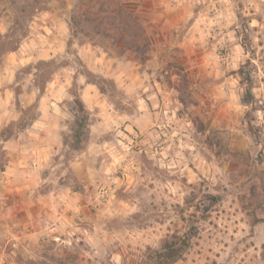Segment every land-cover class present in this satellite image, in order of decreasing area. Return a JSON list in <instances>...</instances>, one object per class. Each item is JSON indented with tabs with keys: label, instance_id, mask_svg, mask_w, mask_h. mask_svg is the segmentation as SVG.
<instances>
[{
	"label": "rangeland",
	"instance_id": "rangeland-1",
	"mask_svg": "<svg viewBox=\"0 0 264 264\" xmlns=\"http://www.w3.org/2000/svg\"><path fill=\"white\" fill-rule=\"evenodd\" d=\"M6 1L12 16L7 21L9 33L6 38L0 37V53L19 46L39 11H58L69 27V53L61 58L62 62L21 67L18 78L31 72L36 86L44 89L61 67L73 66L77 75L87 76L89 82L100 88L112 109L130 115L138 109L139 94L157 90L158 81L172 93L181 134L178 129H170L173 141L151 143L149 151L141 154L133 143L126 150L127 156L134 154L141 170L134 166L124 171L117 166L112 173H102L115 180L102 177L99 151L92 154L93 159L87 164L91 173L87 174L86 169L77 173L71 162L85 148L89 137L87 112L76 86L71 88V99L65 100V106L75 116L68 119L69 126L63 133L65 147L61 154L53 156L55 163L51 168H45L44 173L30 181L36 191L48 196L60 189H67L68 193L71 188L85 198L84 206L88 209L73 212L64 206L59 208L47 197V211L40 212V205L33 204L35 197L29 198L26 192L7 193L9 187H25L29 178L18 167L17 172L10 174L13 182L8 181L4 172L9 156L0 142V264H137L138 245L143 239L140 234L147 231L146 218L158 214L159 209L167 211L175 199H182L183 205L193 203L191 216L182 217V221L195 225L198 231L180 259L182 264H229L240 251H228L229 243L223 238L227 236L231 213L218 196L194 202V190H204L212 183L216 169L231 164L222 162L219 151L199 131L189 130L183 89L187 86L196 92L193 79L201 76L199 94L212 112L217 131L230 144L244 141L239 143L241 152H247L256 138L264 134V0H257L256 4L254 0ZM85 44L101 49L111 62L101 67L97 63H83L80 50ZM196 63H201L200 67L193 68ZM89 65L99 67L90 70ZM118 66L125 68L129 92L118 89L116 80L111 78ZM215 87L221 88L220 104L231 97L226 111L212 109L208 97ZM239 88L243 92L237 95ZM248 89L253 97L250 100ZM27 115L32 117V112ZM188 123L196 128L191 117ZM79 124L83 125L81 141L76 142ZM158 146L164 147L163 155L156 154ZM18 152L22 157V152ZM255 159H264V155L258 154ZM103 186H111L113 195L100 200L98 190ZM172 207L182 205L172 203ZM27 208L34 218L24 228L15 220H26ZM62 213L65 218L60 220ZM229 239L234 240L235 236ZM134 246L136 252L131 251ZM222 254H226L223 260ZM260 259L264 260V251Z\"/></svg>",
	"mask_w": 264,
	"mask_h": 264
},
{
	"label": "crops",
	"instance_id": "crops-1",
	"mask_svg": "<svg viewBox=\"0 0 264 264\" xmlns=\"http://www.w3.org/2000/svg\"><path fill=\"white\" fill-rule=\"evenodd\" d=\"M253 3L256 4L257 0ZM11 16V12L7 10V1L0 0V37L6 38L9 33L7 21H10ZM62 17L63 15H59L55 10L37 12L31 19L27 34L19 46L0 53V142L9 156V166L4 174L12 183L10 174L17 172L18 167H22L29 178L25 187H9L7 193L17 192L22 195L26 192L29 198L35 197L33 204L36 205L37 202V205H40L38 208L41 209L40 212L47 211V197L59 208L64 206L66 209H72L73 212L88 209V206H84L85 198L71 188L68 193L67 189L65 191L60 189L48 196L36 191L35 185L30 181L34 176L44 173L45 168H51L55 163L53 156L61 154L62 147H65L63 133L69 126L68 119L75 116L66 108L65 100L71 99L69 91L74 86L87 112L89 137L85 148L81 153L76 151L78 155L71 162L77 173L83 172V169H86L87 174L91 173L87 164L93 159L92 154L96 151L101 152L98 161L101 165L99 166L101 174L112 173L117 166L124 171L134 166L141 170V164L134 161L135 155L128 158L126 152L127 146L133 143L134 138L138 137L134 146L141 154L143 151H149L148 146L151 143L162 141L168 144L173 141L171 135L173 128L178 129L177 132L181 134L179 116H176V108H174L176 104L171 98L172 93L158 81H156L157 90L148 89L146 93L139 94L138 109L134 115H130L112 109L107 101L108 98L100 88L89 82L87 76L77 75L73 66L61 67L48 83L49 86L44 89L36 86L34 74L31 72L22 79L18 78L17 73L21 67L55 61L61 63V58L68 55L69 27ZM100 51L102 50L91 45H83L80 50L83 63H97L100 67L103 63H110L111 60L106 59L105 54ZM200 64L196 63V67L193 68L200 67ZM92 66L89 65L90 70L99 67ZM111 78L116 80L118 89L124 93L129 92L125 68L115 67ZM193 80L196 85L193 88L197 93H201L198 85L201 84V76L196 75ZM220 91V87L213 88L211 97H208L212 105H220ZM177 103L184 107L179 100ZM219 105L215 110L220 109ZM29 111L32 112V117L27 115ZM75 123L78 124L77 118ZM18 151L22 152V157ZM102 177L117 179L108 178L103 174ZM77 201L80 203L78 204ZM24 211L27 213L26 220H15V222L25 228V225L30 226L29 222L34 217L31 218L32 214L28 208ZM62 218H65L63 213L59 214V219Z\"/></svg>",
	"mask_w": 264,
	"mask_h": 264
},
{
	"label": "clouds",
	"instance_id": "clouds-1",
	"mask_svg": "<svg viewBox=\"0 0 264 264\" xmlns=\"http://www.w3.org/2000/svg\"><path fill=\"white\" fill-rule=\"evenodd\" d=\"M183 91L186 93L187 105L185 122L189 130L199 131L212 148L219 151L222 162L229 161L231 164L230 167L229 164H223L216 169L212 174V183L204 190L199 187L194 190V202L199 203L206 196H218L231 213L227 236L223 238L229 243L228 251L232 248H239L240 251L232 257L229 264H240L241 260L243 264H264V260L260 259L261 252L264 251V159H255L258 154L264 155V134L256 138L247 152H241L239 143L244 141L230 144L217 131L212 112L208 110L200 94L192 92L187 86ZM242 92L243 88H239L237 95ZM230 103L231 97L224 100L219 105L221 111H226L225 105ZM216 107L217 105H212L213 109ZM240 116L242 113L237 118ZM188 117L192 118L196 128L188 123ZM172 203L181 204L182 207L173 208ZM192 211L193 203L183 205L182 199H175L169 203L167 211L159 209L158 214L149 215L145 220L147 231L140 234L143 239L138 245L140 251L137 253V264H182L179 253L183 251L185 240L191 242L195 239L187 234L189 225L182 221V217L191 216ZM233 235L235 239H229ZM131 251L136 252L137 248L134 246ZM225 255L222 254V260Z\"/></svg>",
	"mask_w": 264,
	"mask_h": 264
},
{
	"label": "trees",
	"instance_id": "trees-1",
	"mask_svg": "<svg viewBox=\"0 0 264 264\" xmlns=\"http://www.w3.org/2000/svg\"><path fill=\"white\" fill-rule=\"evenodd\" d=\"M247 98H248L249 100H250V98H253L252 95H251V91H250V89L247 90ZM82 127H83V125H82V124H79V131H77V132H76V135H75V141H76V142H80V141H81V140H80V129H81ZM187 234L190 235V236H192V237L197 236V234H198L197 227H196L195 225H191V226H189V228H188V233H187ZM190 244H191V242H189L188 240H185V242H184V246H183V251H181V252L179 253V259L182 258L183 254H184V251H185L187 248H189Z\"/></svg>",
	"mask_w": 264,
	"mask_h": 264
},
{
	"label": "built area",
	"instance_id": "built-area-1",
	"mask_svg": "<svg viewBox=\"0 0 264 264\" xmlns=\"http://www.w3.org/2000/svg\"><path fill=\"white\" fill-rule=\"evenodd\" d=\"M137 138H134L133 143H135L137 141ZM132 144L127 146L128 149L132 148ZM155 152H156V154L163 155L164 154V147L163 146L156 147ZM112 195H113V189L111 186H103L102 188H100L98 190V199H100V200L101 199H107Z\"/></svg>",
	"mask_w": 264,
	"mask_h": 264
}]
</instances>
